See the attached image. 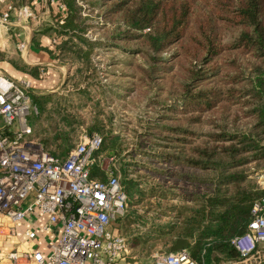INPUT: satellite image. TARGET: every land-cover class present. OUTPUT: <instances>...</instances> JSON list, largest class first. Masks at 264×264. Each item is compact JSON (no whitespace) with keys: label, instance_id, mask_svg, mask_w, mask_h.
Segmentation results:
<instances>
[{"label":"trees","instance_id":"obj_1","mask_svg":"<svg viewBox=\"0 0 264 264\" xmlns=\"http://www.w3.org/2000/svg\"><path fill=\"white\" fill-rule=\"evenodd\" d=\"M82 1L98 10L101 20L107 22L101 28L105 36L95 41L87 38L88 25L80 17L81 8L76 0H64L67 16L63 25L53 26L58 39L54 57L61 63H77L79 71L87 73V80L96 78L91 63L93 50L118 43L141 46L146 68H139V72L152 82L168 71L175 58H184L191 65L178 85L182 104L172 107L165 100L156 102L162 108L155 110L153 123L145 127L139 136L144 140L137 147L160 148L162 162L208 177L183 171L176 174L178 180L201 187L204 192L187 197L193 206L180 213L182 223L173 230V242L180 238L193 242L190 253L198 264L237 261L232 241L245 233L253 219V204L264 196L252 178L254 172L264 171V0ZM200 2L210 12L191 25ZM53 12H57L56 7ZM217 24L237 28L240 34L225 44L215 32ZM172 47L176 53L171 59L163 57ZM226 53L228 58L221 60ZM74 83L67 80L63 90ZM88 93L86 89L79 91L91 101ZM31 98L36 113H32L28 124L54 159L63 161L74 148L77 140H73V133L103 136L97 156L104 152L120 156L125 152L120 137L113 134L112 117H107L105 126L100 113L94 112L88 123L68 108L69 96ZM207 116L210 118L204 120ZM203 124L211 131L200 136L192 127ZM153 140L157 142L152 145L149 141ZM127 166L122 165L120 183L127 197V210L118 224L128 221L133 197L140 193L138 183L127 179ZM250 167L253 172H249ZM91 176L105 179L97 165L91 169Z\"/></svg>","mask_w":264,"mask_h":264},{"label":"built area","instance_id":"obj_2","mask_svg":"<svg viewBox=\"0 0 264 264\" xmlns=\"http://www.w3.org/2000/svg\"><path fill=\"white\" fill-rule=\"evenodd\" d=\"M78 7L83 6L78 3ZM55 3L53 25H63L67 9ZM3 26L33 21L36 14L25 5L19 8L0 0ZM13 15V20H12ZM83 17L84 14H82ZM15 20V21H14ZM92 41V40H91ZM57 43V40L54 41ZM19 44V50H23ZM36 113L30 100V83L14 81L0 73V216L10 233L28 216L47 217L45 232L57 227L58 238L46 256L32 253L33 264H119L130 257L128 239L116 229L127 210V197L113 167L115 160L96 154L103 137L82 135L63 161L54 159L35 137L28 117ZM106 160L108 166L103 167ZM97 165L105 176H91ZM261 190L264 191V171ZM252 221L245 233L232 241L238 260L221 264H264V196L252 207ZM3 224H6L3 225ZM33 241L36 234L25 232ZM9 259L17 260L16 254ZM151 264H198L189 250L156 253Z\"/></svg>","mask_w":264,"mask_h":264},{"label":"rangeland","instance_id":"obj_3","mask_svg":"<svg viewBox=\"0 0 264 264\" xmlns=\"http://www.w3.org/2000/svg\"><path fill=\"white\" fill-rule=\"evenodd\" d=\"M78 3L84 7L83 10L80 7V17L86 19L85 24L88 25L85 36L92 41L100 40L102 36H105L101 28L107 22H103L98 15V10H94L87 2L79 0ZM209 12L204 2L198 3L192 15L191 25L199 22V18ZM54 17L55 15L51 16V19ZM215 32L217 36H222L225 44L233 42L240 34L239 29L225 27L221 24L216 25ZM140 47L135 42L96 47L91 55L95 79L87 80L85 77L87 73L79 71L80 66L77 63L65 62L70 65L66 81L71 80L75 83L61 90V96L70 97L68 108L75 112L78 119H87L86 121L91 123L92 119L89 117L93 116L94 112H98L102 124L107 126V117H112L113 134L120 137V144L125 152L120 156L104 152L99 157L100 159L103 156L112 157L115 160L113 167L120 183L123 180L122 165L127 164V179L136 181L140 192L135 193L133 197V205L128 211V221L124 224L116 223V229L129 241V262L151 264L156 253H167L169 247L173 245V230L182 223L180 213L183 208L193 206L191 200L187 201V197L199 196L204 192L201 187L178 180L176 174L178 171H183L204 178L208 177L200 172L181 170L179 166L162 162L158 155L161 153L160 148L137 147L144 140V137L141 139L139 136L144 134L147 125L153 123L155 110L162 108V106H157L156 102L165 100L167 105L172 107L182 104L179 99L181 89L178 85L185 77V69L191 67L184 58H175L169 63L166 73H160L153 82L149 81L139 72V68H146V57ZM175 53L176 48L172 47L162 56L171 59ZM228 56V53L224 54L221 60L227 59ZM194 64L192 63V66ZM84 89L89 92L88 96L92 97L91 101L79 94V91ZM179 109H176L173 116ZM208 117L210 118L207 116L204 120ZM192 129L200 136L211 131L210 126L206 124L195 125ZM71 136L73 140L78 141L82 135L73 133ZM149 142L153 145L157 141ZM164 151L171 152V150ZM108 165V162L104 160L102 166ZM249 172H253L251 167ZM262 172L257 171L252 175L259 189L262 187L263 180L260 177Z\"/></svg>","mask_w":264,"mask_h":264},{"label":"crops","instance_id":"obj_4","mask_svg":"<svg viewBox=\"0 0 264 264\" xmlns=\"http://www.w3.org/2000/svg\"><path fill=\"white\" fill-rule=\"evenodd\" d=\"M50 1L18 0L20 3L18 5L14 0H9L16 8L29 6L36 14V19L21 22L17 26L13 24L3 26L0 23V73L14 81H29L33 107L35 104L32 96H60L70 72L68 63H61L54 57L57 53L58 39L53 33V19H51V16H54L55 3L51 4ZM58 1L64 2V0ZM3 11L4 7L0 6V17ZM55 40L57 43H54ZM19 44H23V50H19ZM46 220L47 217L44 215L28 216L17 223L13 228L14 231L10 233L9 226L1 225L3 220L0 216V264H33L32 253L46 256L50 245L58 238L57 227H53L51 233L45 232ZM28 230L36 234L33 241L25 236ZM191 243L192 248L194 244ZM10 254H16L17 260L9 259ZM119 264L132 263L128 259L127 262Z\"/></svg>","mask_w":264,"mask_h":264},{"label":"water","instance_id":"obj_5","mask_svg":"<svg viewBox=\"0 0 264 264\" xmlns=\"http://www.w3.org/2000/svg\"><path fill=\"white\" fill-rule=\"evenodd\" d=\"M191 241L188 239H176L172 246L169 248V252L173 253L180 250H189L191 248Z\"/></svg>","mask_w":264,"mask_h":264}]
</instances>
